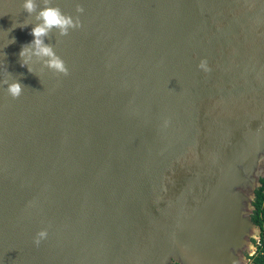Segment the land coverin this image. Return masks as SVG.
<instances>
[{"label": "water", "instance_id": "obj_1", "mask_svg": "<svg viewBox=\"0 0 264 264\" xmlns=\"http://www.w3.org/2000/svg\"><path fill=\"white\" fill-rule=\"evenodd\" d=\"M36 3L0 0V264H249L264 0ZM46 6L73 22L42 38L66 74L21 66Z\"/></svg>", "mask_w": 264, "mask_h": 264}, {"label": "clouds", "instance_id": "obj_2", "mask_svg": "<svg viewBox=\"0 0 264 264\" xmlns=\"http://www.w3.org/2000/svg\"><path fill=\"white\" fill-rule=\"evenodd\" d=\"M21 3L25 13L31 14L37 9L36 0H21ZM36 18L41 22L32 26L30 29V34L32 35L33 39L28 43V45L23 46L19 51L20 57L23 58V60L21 61V66H27L29 72L38 73V70L34 69L29 63L30 56L32 54H35L39 57H47L48 59L45 61V63L48 67L55 69L57 72L66 74L67 68L64 65V61L55 55L51 46L46 45L42 38L53 27L60 28L62 33L66 32V26L71 25L73 23L72 20L64 16L58 8L51 6L41 8L36 13ZM17 26L24 28L27 26V21H23L19 24L15 22L12 24V27L6 31L10 32ZM14 40L15 37L10 39L9 42H14ZM197 67L203 69L204 71L210 70L207 64V60L204 58L200 60ZM5 83H7V81H5ZM7 91L12 97H19L22 92V86L18 81H16L8 84ZM165 124H167V120H165ZM47 235V229L39 230L34 237V244L39 246L41 240L45 239ZM258 242L259 241H257V243Z\"/></svg>", "mask_w": 264, "mask_h": 264}, {"label": "trees", "instance_id": "obj_3", "mask_svg": "<svg viewBox=\"0 0 264 264\" xmlns=\"http://www.w3.org/2000/svg\"><path fill=\"white\" fill-rule=\"evenodd\" d=\"M261 185L255 190L254 206L251 219L260 228V239L256 251L250 256L249 264H264V178Z\"/></svg>", "mask_w": 264, "mask_h": 264}, {"label": "flooded vegetation", "instance_id": "obj_4", "mask_svg": "<svg viewBox=\"0 0 264 264\" xmlns=\"http://www.w3.org/2000/svg\"><path fill=\"white\" fill-rule=\"evenodd\" d=\"M254 242V244H255V247H256V249H257V242L256 241H253ZM256 251V250H255ZM247 258L249 259V261H250V255H248L247 254Z\"/></svg>", "mask_w": 264, "mask_h": 264}]
</instances>
